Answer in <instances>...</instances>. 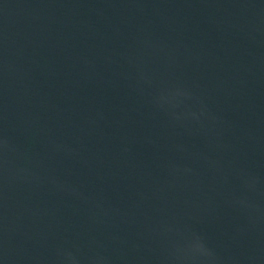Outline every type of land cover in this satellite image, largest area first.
<instances>
[{"label": "water", "instance_id": "1", "mask_svg": "<svg viewBox=\"0 0 264 264\" xmlns=\"http://www.w3.org/2000/svg\"><path fill=\"white\" fill-rule=\"evenodd\" d=\"M0 264H264V0H0Z\"/></svg>", "mask_w": 264, "mask_h": 264}]
</instances>
